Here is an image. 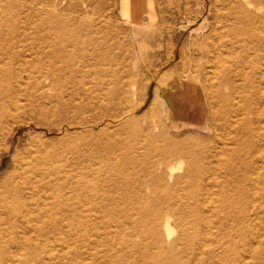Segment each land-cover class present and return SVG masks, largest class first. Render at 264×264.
I'll return each instance as SVG.
<instances>
[{
    "label": "rangeland",
    "instance_id": "374dc122",
    "mask_svg": "<svg viewBox=\"0 0 264 264\" xmlns=\"http://www.w3.org/2000/svg\"><path fill=\"white\" fill-rule=\"evenodd\" d=\"M229 2L0 0V183L32 140L58 153L0 264H262L264 58L219 28ZM169 137L190 164L160 163Z\"/></svg>",
    "mask_w": 264,
    "mask_h": 264
},
{
    "label": "bare ground",
    "instance_id": "6f19581e",
    "mask_svg": "<svg viewBox=\"0 0 264 264\" xmlns=\"http://www.w3.org/2000/svg\"><path fill=\"white\" fill-rule=\"evenodd\" d=\"M230 1L231 2L228 3V9L231 14H229V18L232 22L230 25L220 22V25L218 26L221 29L225 27L228 29V32L235 34L232 43H239V45L245 47L246 50L251 53V56L253 55L245 62V65L256 70L257 68H260L262 64L253 60V58L257 55L264 58V0ZM205 53L206 51L204 50L203 54ZM220 77L222 80L233 85V81L230 77L223 74H220ZM206 84L210 86V81H208V83L206 82ZM184 89L186 91H183V95L181 96L183 100L185 97L190 98L192 96L198 99H205L207 102V95L203 92L205 85L194 92L189 91L187 87ZM9 90L10 88L4 89V87L0 85V106L6 105V100L10 96ZM17 98L18 97L15 99V103L16 106L19 107ZM223 100L226 103V99ZM227 113L230 115V110H228ZM96 121L95 125L99 123L98 120ZM249 122L250 125L247 129H244V131L249 135H254L257 133L256 126L252 124L253 122H251V120ZM5 136L4 139H7V136ZM151 138H155L152 133L150 135V139ZM166 141H170V143H173L177 148L169 152L165 149V153H163L164 151H161L164 156L161 157L160 163L165 167H170L174 161H187L190 164L191 160L188 158L192 155V152L189 149L184 148L185 144L183 142L172 140L170 137L166 138ZM45 145L46 144H43L41 140H32L29 145L24 147L21 151V157L15 163V171L0 183V237L6 225H10L14 220L19 218V216L24 217L30 212L31 202L27 198V193H33V191L41 190L43 187L48 189L54 183L53 176L57 173L55 170L56 165L54 163V157L57 156L58 153L55 150L47 149L48 147L46 148ZM253 148L254 146L248 144L246 150L251 154ZM9 149L10 145L0 147V154ZM195 164H198V162ZM250 167V163L246 165V168ZM262 195L264 198V192ZM262 228L264 229V221H262ZM262 236V238H258V236L255 235L254 238H252L248 252L251 257L259 259V262L264 264V233Z\"/></svg>",
    "mask_w": 264,
    "mask_h": 264
}]
</instances>
